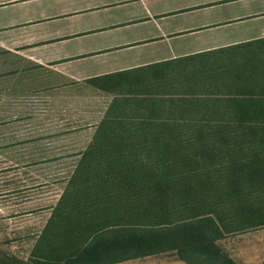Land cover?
I'll return each mask as SVG.
<instances>
[{"label": "crops", "instance_id": "1", "mask_svg": "<svg viewBox=\"0 0 264 264\" xmlns=\"http://www.w3.org/2000/svg\"><path fill=\"white\" fill-rule=\"evenodd\" d=\"M28 69L40 95L94 102L96 127L229 130L264 108V0H0L1 93ZM87 207L55 264L262 263L260 228L138 222L113 198Z\"/></svg>", "mask_w": 264, "mask_h": 264}, {"label": "trees", "instance_id": "2", "mask_svg": "<svg viewBox=\"0 0 264 264\" xmlns=\"http://www.w3.org/2000/svg\"><path fill=\"white\" fill-rule=\"evenodd\" d=\"M262 109L231 117L224 126L229 130L216 131H115L105 127L119 120H103L35 243L32 261L64 258L65 236L81 227L87 206L110 198L134 205L121 214L138 222L217 220L231 232L264 227Z\"/></svg>", "mask_w": 264, "mask_h": 264}, {"label": "rangeland", "instance_id": "3", "mask_svg": "<svg viewBox=\"0 0 264 264\" xmlns=\"http://www.w3.org/2000/svg\"><path fill=\"white\" fill-rule=\"evenodd\" d=\"M32 74L9 77V91H0V264H37L34 245L96 127L94 102H55L32 90ZM252 238L264 264V227Z\"/></svg>", "mask_w": 264, "mask_h": 264}]
</instances>
